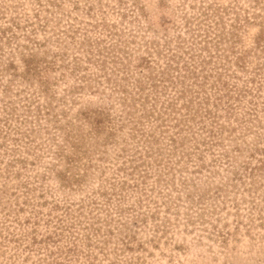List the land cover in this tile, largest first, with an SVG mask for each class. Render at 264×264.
<instances>
[{
	"label": "rangeland",
	"instance_id": "1",
	"mask_svg": "<svg viewBox=\"0 0 264 264\" xmlns=\"http://www.w3.org/2000/svg\"><path fill=\"white\" fill-rule=\"evenodd\" d=\"M189 25L210 32L212 52L222 35L227 50L221 53L244 58L188 62L197 63L198 81L205 74L208 79L204 89L193 84L194 91L176 105L185 112L184 104L198 91L200 98L210 93L211 99L200 106L196 98L192 111H199L189 121L192 127L184 125L177 134L175 149L170 136L179 129L175 115L181 113L168 117L162 101L152 116L146 115L152 110L148 100L138 110L125 108L108 78L135 92V78L151 81L150 70L139 65L146 48L170 46L181 53V38L187 39L185 49L192 41ZM102 45L120 47L116 54L129 68L113 73L111 54L105 70L88 59H102L97 51ZM31 53L38 62L25 61ZM154 57L159 60L152 62L154 72L167 65L156 52ZM185 64L181 60L170 75L184 74ZM30 65L37 73L28 72ZM127 72L130 80L124 78ZM189 80L194 78H186L190 85ZM214 81L237 86L218 110ZM245 87L252 93L239 100ZM152 88L148 84L143 96ZM168 89L162 99L175 93L171 85ZM255 107L258 118L250 131L243 120L251 126L247 112ZM97 109L111 119L100 133L82 114ZM206 109L221 114L218 121L226 128L214 123L218 135L203 142L209 132L200 128L202 121L210 128L212 119ZM19 126L35 130L25 136ZM144 130L151 141L142 140ZM68 131L85 137L87 150L71 163L75 153L64 140ZM237 145L243 153L233 163L236 170L242 171L245 161L255 165L251 152L264 146V0H0V264H264V226L249 222L251 205L244 199H251L250 193L233 180V165L219 157ZM61 146L67 156L58 155ZM221 184L226 190L216 194Z\"/></svg>",
	"mask_w": 264,
	"mask_h": 264
},
{
	"label": "trees",
	"instance_id": "2",
	"mask_svg": "<svg viewBox=\"0 0 264 264\" xmlns=\"http://www.w3.org/2000/svg\"><path fill=\"white\" fill-rule=\"evenodd\" d=\"M205 13V11L203 12ZM207 15V14H206ZM187 18V23L191 24V18L186 17ZM202 21L198 22L197 26L200 27ZM217 24V22H216ZM233 25V24H232ZM193 29V30H192ZM189 30H191L192 33V41L188 44V48H184V44H185V38H181L180 43L178 45V48L182 49V52L179 53L177 52L178 50H173L172 47H168V50L163 51L162 48L160 47H151L148 46L146 48L147 50V54L142 55L139 57V65H142L144 68H148V70H150V73L147 74L146 76L151 79V81L149 82V80H143L142 78H135L133 83L131 84L133 87V90H135V92H132V90H130V87H126L125 85L121 84V82L116 79V78H112L111 76L108 78V83H111L113 86V90H117L120 91L122 93V95L120 96L122 98V102L121 104H123L125 106V108L128 107H132L134 110H138L141 107H145V100H148V102H151V109L152 110H148L146 112L147 116H152L155 114V109H157V105L160 101H162V104L165 103L164 107L165 110H167L168 108L170 109L169 113H168V117L171 115V112H180L181 113V117L175 115V118L178 120V124H175L176 126H179L180 131H176L175 135H171L170 136V141H171V145H174L173 148H177L178 144H179V139L177 134H180L181 130L184 129V125H188V127H192V124L189 123V121L191 120H195L196 118V114L199 110H196L195 112L192 111L193 109V103H195L196 98L199 97V100H197L198 104H201L200 106H203L204 102H209L211 99V94L208 93L204 98H200V92L198 91V93L196 94V96L191 97L187 103L184 104V107L186 109L185 112H183L181 110L180 107H178L176 105V101L179 99V97H181L182 95L187 94V92H193V84H197L198 86H200L201 88L204 89V86L206 85V79H208V74H205L204 80L202 81H198L197 77H198V72L196 71L195 68H197V63L196 64H191L188 62H201V63H206V62H212L215 61V57L216 58H220L226 61V62H241V60L244 58V55H238L237 57H235V59L233 60L229 53L224 54L221 53L225 52L227 49L223 48L221 45V42L223 39H225L222 35H219L218 39L215 40V42L213 43L215 46V51L216 52H212V50L210 49V45L209 43L212 42L210 40H214L213 37L209 38L210 32L207 30L204 31H199L195 32L194 28H192L191 25H189ZM206 31V32H205ZM234 33H232L233 35ZM263 39V37H260V39H258V44L261 45V40ZM90 45H93L90 40H88ZM97 43L99 44H103L101 40H96ZM149 44L151 45H155L154 41H148ZM103 48H98L97 51L99 52V54H102L103 58L99 59L96 58L95 56L93 58H88L90 60H93L94 62L99 63L100 64V68L101 69H106L107 68V59L106 56L111 54L110 59L112 60V62L116 63V65H114V70L113 73H116L115 71L118 70H122L124 68H129V65H127L126 61L120 56L117 55L116 51L120 50V47H115L113 46L111 49L110 47L107 48L106 45H102ZM263 47V46H262ZM208 50L209 55H205L203 52ZM229 51V50H228ZM106 52V55L104 54ZM113 52V54H112ZM157 53V55L161 58H163L164 62H167V65L162 67L161 70H158L156 72L153 71V68H155V66L153 65L152 62H159V60L154 57V53ZM234 52V50L232 51ZM189 53V58H185V54ZM93 54V53H92ZM74 59L77 62H81L82 58L75 56ZM184 61L187 62V64H185V73L181 74V75H170V71L171 70H175L179 67V62ZM26 62H38L37 57H35V55L33 53L30 54V56L28 58H26L25 60ZM119 62V63H118ZM130 62V61H129ZM220 62H224V61H220ZM118 63V64H117ZM82 64H78V67L81 69H86V67H84ZM122 68V69H121ZM227 69V68H226ZM28 72H32V73H37V69L35 67V65H30L28 67ZM124 72V71H123ZM128 74L129 72H127L126 76L128 79ZM189 77H193L194 80L193 81H188L191 82V84L189 85V83H186V78ZM83 78H86V76H83ZM196 78V79H195ZM123 79V78H122ZM130 80V79H128ZM131 82V81H128ZM149 84L150 87H153L151 89V92H147L146 96H143V91H145L146 86ZM40 85H45V81H41ZM169 85H171V87L176 88L175 89V93L172 94L171 96H167L166 99H162V94L161 93H165L167 92L169 89ZM211 85L213 86V88L215 89L214 91V95H215V100H216V107L217 110L220 109V107L223 105H225V102H228L229 99H231V97H234V94L231 93L232 92V87H237V86H231L229 85V83H227L226 81H221L218 83V81H214L211 83ZM130 86V85H129ZM159 86H161V88H159ZM259 88V87H258ZM162 89V90H161ZM202 89V90H203ZM223 90H225V92H222ZM196 91V90H195ZM239 93L237 95V98L239 100H242V96L246 95L248 93H252L250 91L249 88L245 87V88H240L239 89ZM154 94V98L153 101H149L151 99H149V94L153 93ZM170 94V93H169ZM243 94V95H242ZM143 98L142 103L140 104H136V100ZM225 98H227L225 101ZM131 99H134V101L132 102ZM162 99V100H161ZM167 101V102H165ZM251 103L254 104V106H258V102L257 99H251L250 100ZM163 106V105H162ZM234 105L232 103H230L228 105V108L233 109ZM14 110V108H12ZM132 112L134 111H130L129 109L126 110V114H133ZM166 113V112H165ZM248 120L251 121L252 124H250L251 126H249V124L247 123L248 121L246 119H244L243 121H245L246 126L249 127V130H253L252 126H254V120L258 118V110L257 108H251V110H249L248 112ZM84 115L85 119H88V121L90 122L92 128L95 130L96 133H100L102 129H104V127L107 124V120L110 119L109 116V112L106 110H101V109H97L94 110L93 113H82ZM158 114L160 116H162L160 112H158ZM205 116L210 115V117L212 116L211 119V127L208 128L206 126V123L204 121L203 125H201V129L205 130L208 129L207 131L209 132L208 137L204 136L203 138V142L210 140V138H214L215 136L218 135V129H215L214 126H216L215 124H218L219 126L217 128H221V130L226 128V125L224 123H220L218 121V118L221 114H219L217 111H214L212 109H206L205 110ZM86 115V116H85ZM13 116V114L11 115ZM177 116V117H176ZM107 118V120H106ZM166 118V117H165ZM204 119V118H203ZM106 120V121H105ZM111 120V119H110ZM109 120V121H110ZM133 118L130 117V121H132ZM166 121V119H163ZM260 120V119H258ZM21 123H26L27 121L25 120H20ZM163 121V122H165ZM247 121V122H246ZM5 122L7 123L8 120H5ZM32 122V121H31ZM183 123V125H181V123ZM188 122V123H187ZM215 123V124H214ZM7 125V124H5ZM27 129V128H25ZM25 129L20 128L19 126V132L26 135H30L29 133L32 132V130H35V128H30L28 130L25 131ZM30 130V131H29ZM29 131V132H28ZM193 133H197L195 130H193ZM91 134V133H90ZM151 134H149V132H146L145 130L141 132V138L144 142L147 141H151ZM76 138V140L74 139ZM85 137L82 138H78L76 137L75 134H71L70 131L66 132V136L64 137V140L67 141V144L70 145L72 148H74V155L73 156H69V163L76 161L77 159H80L83 157V155H85L87 153L86 147L84 148V146H82L83 142H84ZM155 139V138H154ZM213 141V143H217V144H223L222 141H220L219 139H211V142ZM200 142V141H198ZM198 145V144H197ZM196 145V146H197ZM58 155L60 156H67V154H64V150L61 147H59L58 149ZM148 153H150V151H148ZM243 153V148L239 145L234 146L231 148V150H228V148H225L222 150L221 154H219V157H221L222 159H225L228 161L229 165H233V170H232V174L234 175V178H236V180H239L241 182V184L244 185V189L249 192L251 199H247L245 198L244 201H247L250 203L251 205V209L248 213V220L249 222H251V225H253V223H255L256 220H260V224L261 226H264V146H256L254 148V150L251 152L250 157H253L257 160V163L255 165H252L251 161H245L242 164H240L241 168L243 169L242 171H240L239 169L236 170V167L233 163L237 162V157L238 155ZM257 153V154H256ZM259 154V155H258ZM156 161H158L156 159ZM155 161V162H156ZM75 165V164H74ZM185 185H187L186 182H184ZM225 184H221L216 186V190L215 193L219 194L220 191L226 190V188L224 187ZM236 185V184H233ZM261 191V192H259ZM258 193V195H256ZM256 196H260L261 200H258V197ZM218 196V195H217ZM193 200V198H192ZM202 200V197H201ZM236 206L238 207L236 210V215L238 217H241V212H240V208H239V203L237 202Z\"/></svg>",
	"mask_w": 264,
	"mask_h": 264
}]
</instances>
